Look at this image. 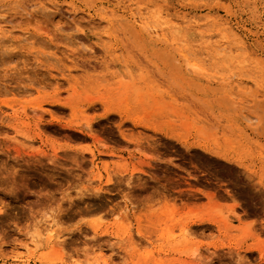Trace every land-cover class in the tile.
<instances>
[{
  "label": "rangeland",
  "instance_id": "rangeland-1",
  "mask_svg": "<svg viewBox=\"0 0 264 264\" xmlns=\"http://www.w3.org/2000/svg\"><path fill=\"white\" fill-rule=\"evenodd\" d=\"M2 31L0 264H264V0H0Z\"/></svg>",
  "mask_w": 264,
  "mask_h": 264
},
{
  "label": "bare ground",
  "instance_id": "bare-ground-1",
  "mask_svg": "<svg viewBox=\"0 0 264 264\" xmlns=\"http://www.w3.org/2000/svg\"><path fill=\"white\" fill-rule=\"evenodd\" d=\"M122 23V22H121ZM0 34H2V36H3V38L7 35V33H5L4 31H2V32H0ZM1 38V37H0ZM2 40V39H1ZM164 54V53H163ZM186 54H184V56H185ZM193 55V54H192ZM165 57V56H164ZM163 57V58H164ZM166 58V57H165ZM186 59V58H185ZM168 61V60H167ZM159 63V62H158ZM163 63V62H162ZM159 65H160V63H159ZM97 102H99V103H104V102H102V101H97ZM96 102L94 101H91L89 104H95ZM104 108H105V116H108V115H110V114H119L120 115V117H121V113H124V112H122L121 110H117V109H114V108H112V107H109V106H104ZM126 120H128V121H131V122H133L134 124H138L139 123V119L135 116V115H133V116H131V115H128L127 117H126ZM122 122H124V119L122 118ZM140 124V123H139ZM86 127V126H85ZM86 129V128H85ZM89 129H91V128H89ZM121 137L122 138H124V139H127V136L124 134V132H122L121 131ZM186 146H187V149H192L193 147H198V148H201V149H205L204 148V146L202 145V144H200V143H192V144H189V145H187L186 144ZM195 149V148H194ZM212 196H214V195H212ZM202 221H204V220H202ZM235 242H236V240H235ZM235 242H232V244L235 246V248H236V250H234L235 252H236V255H239L240 253V250L241 249H243L244 248V246L242 245V243H243V241L242 240H238L236 243ZM231 250V249H230ZM245 250L247 251V252H250V251H255V248L252 246H247V247H245ZM256 251L259 253V255H260V259H261V261H264V251L262 250V249H256ZM232 252V251H231Z\"/></svg>",
  "mask_w": 264,
  "mask_h": 264
}]
</instances>
